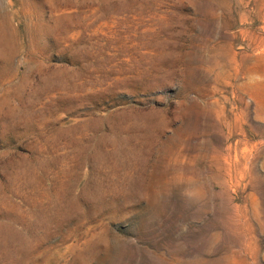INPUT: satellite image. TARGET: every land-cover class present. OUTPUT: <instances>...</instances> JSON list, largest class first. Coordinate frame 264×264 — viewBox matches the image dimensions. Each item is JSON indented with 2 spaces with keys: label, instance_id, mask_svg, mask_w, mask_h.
I'll return each mask as SVG.
<instances>
[{
  "label": "rangeland",
  "instance_id": "1",
  "mask_svg": "<svg viewBox=\"0 0 264 264\" xmlns=\"http://www.w3.org/2000/svg\"><path fill=\"white\" fill-rule=\"evenodd\" d=\"M0 264H264V0H0Z\"/></svg>",
  "mask_w": 264,
  "mask_h": 264
}]
</instances>
